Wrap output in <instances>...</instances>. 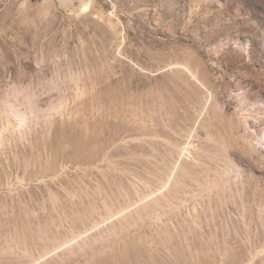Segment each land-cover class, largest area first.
I'll list each match as a JSON object with an SVG mask.
<instances>
[{
	"label": "rangeland",
	"instance_id": "1",
	"mask_svg": "<svg viewBox=\"0 0 264 264\" xmlns=\"http://www.w3.org/2000/svg\"><path fill=\"white\" fill-rule=\"evenodd\" d=\"M264 0H0V264H264Z\"/></svg>",
	"mask_w": 264,
	"mask_h": 264
},
{
	"label": "bare ground",
	"instance_id": "2",
	"mask_svg": "<svg viewBox=\"0 0 264 264\" xmlns=\"http://www.w3.org/2000/svg\"><path fill=\"white\" fill-rule=\"evenodd\" d=\"M262 144H264V143L262 142Z\"/></svg>",
	"mask_w": 264,
	"mask_h": 264
}]
</instances>
